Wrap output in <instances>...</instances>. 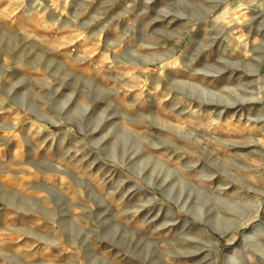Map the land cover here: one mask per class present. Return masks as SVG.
Wrapping results in <instances>:
<instances>
[{
	"label": "rangeland",
	"instance_id": "obj_1",
	"mask_svg": "<svg viewBox=\"0 0 264 264\" xmlns=\"http://www.w3.org/2000/svg\"><path fill=\"white\" fill-rule=\"evenodd\" d=\"M0 264H264V0H0Z\"/></svg>",
	"mask_w": 264,
	"mask_h": 264
},
{
	"label": "bare ground",
	"instance_id": "obj_2",
	"mask_svg": "<svg viewBox=\"0 0 264 264\" xmlns=\"http://www.w3.org/2000/svg\"><path fill=\"white\" fill-rule=\"evenodd\" d=\"M236 150L240 151V152H245L246 149L248 148L246 145H238V144H235V145H232ZM245 221V220H244ZM243 221V222H244ZM243 223H240V224H236V225H233L232 227L228 228V229H223V233H228V232H231L232 230L234 229H237L238 227H240Z\"/></svg>",
	"mask_w": 264,
	"mask_h": 264
}]
</instances>
